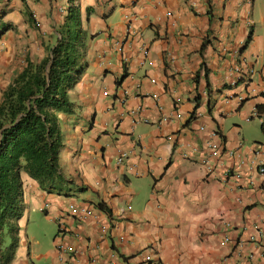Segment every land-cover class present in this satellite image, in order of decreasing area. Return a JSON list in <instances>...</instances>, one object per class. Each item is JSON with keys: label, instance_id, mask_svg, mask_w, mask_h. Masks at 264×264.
<instances>
[{"label": "crops", "instance_id": "crops-1", "mask_svg": "<svg viewBox=\"0 0 264 264\" xmlns=\"http://www.w3.org/2000/svg\"><path fill=\"white\" fill-rule=\"evenodd\" d=\"M71 6L83 72L72 111L57 113L63 190L21 173L18 223L40 212L50 246L38 251V234L20 225L10 264H220L239 243L264 264V144L247 134L264 120V0H0V102L56 45ZM210 141L217 173L239 180L206 176ZM82 206L92 215L70 213Z\"/></svg>", "mask_w": 264, "mask_h": 264}, {"label": "trees", "instance_id": "trees-1", "mask_svg": "<svg viewBox=\"0 0 264 264\" xmlns=\"http://www.w3.org/2000/svg\"><path fill=\"white\" fill-rule=\"evenodd\" d=\"M32 21V16H29ZM77 8L68 9L59 39L39 63L26 67L8 85L0 102V264H10L18 245L23 213L21 173L48 194L61 193L64 177L58 155L63 147L57 113H70L68 91L83 72ZM198 102V99H196ZM264 116V106L257 107ZM264 134V120L261 123ZM99 210L107 211L99 203Z\"/></svg>", "mask_w": 264, "mask_h": 264}, {"label": "built area", "instance_id": "built-area-1", "mask_svg": "<svg viewBox=\"0 0 264 264\" xmlns=\"http://www.w3.org/2000/svg\"><path fill=\"white\" fill-rule=\"evenodd\" d=\"M74 1V0H73ZM34 21L36 22L34 16H32ZM253 71H249L247 73V77L252 75ZM240 71L235 68L231 69L228 74H226V84L229 87H234L238 84L240 81ZM217 135L214 134L213 137H216ZM208 148L210 150V154L206 156L203 160L202 163L205 167V174L208 177H214L216 181H218L221 184L227 183L229 180H239L241 178V175L238 172H233L231 168H225L220 172V175L217 173V167L218 165L215 164L217 160L220 159L221 157V151L219 149V146L215 144L213 141H210L208 144ZM229 158H231L234 154L233 152H227L226 154ZM125 155H122L120 158H118L117 163L121 164ZM239 166L241 167L242 165H245V162L243 160L239 161ZM257 172L260 175H264V163L260 164L259 167L257 168ZM93 208L90 207H70V213L74 216H78L80 218L84 217H89L93 213ZM258 236L263 235L264 231L258 230ZM252 239V238H251ZM252 241H255V238L252 239ZM244 244L239 243L238 244V249L237 253L235 254L234 261L232 262L229 258H223L220 261V264H245L246 262H249L250 264H253L254 262V253L251 252H243L244 250ZM263 252H264V247H263Z\"/></svg>", "mask_w": 264, "mask_h": 264}, {"label": "rangeland", "instance_id": "rangeland-1", "mask_svg": "<svg viewBox=\"0 0 264 264\" xmlns=\"http://www.w3.org/2000/svg\"><path fill=\"white\" fill-rule=\"evenodd\" d=\"M259 118H255L253 124H249L250 127L253 128L247 131L248 135L257 134V137L260 138V142L264 144V134L260 130ZM43 220V221H42ZM20 221V220H19ZM21 225V226H20ZM50 221H45L44 216L39 212L35 213L33 211L30 212V215H25L21 222L18 223V226L24 230L25 226H28V235L38 234L39 236V246H37L38 251H44L48 246H50ZM40 227V229H38Z\"/></svg>", "mask_w": 264, "mask_h": 264}]
</instances>
